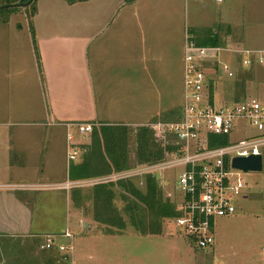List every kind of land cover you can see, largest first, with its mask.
Masks as SVG:
<instances>
[{"label": "crops", "instance_id": "1", "mask_svg": "<svg viewBox=\"0 0 264 264\" xmlns=\"http://www.w3.org/2000/svg\"><path fill=\"white\" fill-rule=\"evenodd\" d=\"M55 2L63 12L72 15H40L42 4ZM174 5L175 0H135L130 4H123L122 0H86L71 5L63 0H37L30 21L38 54L42 114L47 124L0 125L3 181H14L16 175L24 177L28 173L32 175L28 181L35 183L65 181L69 167L65 161L63 168L58 167L45 148L43 163L39 165L41 154L25 146L34 145L36 136L41 135V141L52 149L49 143L55 140L56 130L63 132L64 123L128 127L125 121L137 118L151 121L179 107L171 101V97H176L183 46L179 17L174 10L171 13ZM222 18L227 26L225 30H229L228 17ZM21 130L30 132L23 144L18 136ZM9 141L18 148H7ZM20 148L28 150L26 157ZM15 157L25 160L15 163ZM44 164L51 169L45 171ZM58 192L47 200L45 194L37 195L33 203L17 194H0V264H44L49 251H55L40 250L39 246L45 237L58 239L68 229L66 194L70 191ZM54 212H61L58 218H53ZM81 226L85 231L95 229L92 247L100 237L115 236L101 233L94 223L82 222ZM88 241L91 240L83 239L81 243L86 247ZM73 249L72 244V253ZM99 257L91 254L86 259L90 261L88 264L94 260L98 263ZM78 258L83 262L81 255L73 253L71 264H80Z\"/></svg>", "mask_w": 264, "mask_h": 264}, {"label": "rangeland", "instance_id": "2", "mask_svg": "<svg viewBox=\"0 0 264 264\" xmlns=\"http://www.w3.org/2000/svg\"><path fill=\"white\" fill-rule=\"evenodd\" d=\"M34 7H36V3ZM174 7L171 13L174 10L175 15L179 17L182 38L184 30L187 31L189 28L196 30L218 24L217 36L221 45L264 52V0H222L219 4L215 3L214 0L189 2L175 0ZM29 13L27 6L26 8H17L11 14H0V125L4 126L28 127L47 124L42 114V90L38 82L37 68L28 31V25L32 28ZM40 15L67 17L66 15L72 14L71 12H63L61 5L55 2L42 4ZM221 16L228 17V23L231 25H228L229 30H225L227 26L224 18L220 19ZM38 19L37 27H39ZM215 25L209 29H214ZM187 26L188 28L184 29ZM215 60L218 65L225 64L233 73L232 78H226L225 75L215 77V106H226L242 99L264 101V60L262 63H253L250 67L241 66V56L231 53H217ZM177 73L176 97H171L174 106H179L181 103V74L179 69ZM147 120L137 118L124 122L129 124L126 127V164L128 166L136 165L134 157L135 131L138 127L153 123L152 120ZM137 124L142 125L138 126ZM248 130L244 122L238 121L235 123L229 139L231 141L241 140L246 133L251 132ZM27 133L30 132L21 130L18 134L22 139V144L26 141ZM36 137L38 138L34 140L36 142L34 145L25 146H28L29 149H35L32 152L36 151L41 154V158L38 160L39 165L43 163L41 159L45 148H47V152L49 154L51 152L53 162L58 167L63 168L65 154L62 130H56L55 140L49 143L52 149L49 145L47 147L44 141H41V135ZM88 143L89 139L87 138L86 145ZM13 145L15 143L13 144L11 141L6 144L7 148H18ZM1 148L4 146L2 145ZM20 149L22 155L26 157V153H29L28 150ZM260 153L262 171L240 175L249 190L246 193V199L234 201L235 212L233 215L213 220V244L210 248L195 249L192 242L175 232L171 219L159 221L157 227L160 233L156 234L157 237L139 235L130 226L127 215L122 211L125 203L120 200V195L123 192L115 186L112 189L114 193L112 205L124 223L122 230L93 221L90 189L80 190L79 197L76 198V206L72 202L71 193L66 194L69 202L67 231L72 236L69 242L71 246L73 244V253L83 257V262L81 258H78L80 264L90 263L86 256L91 254L100 256L98 263L94 260L91 264H264V147L260 149ZM23 160L25 159L13 158L15 163ZM1 161L4 163L3 155ZM44 168L45 171H48L51 166L44 164ZM181 172L182 169L180 168L168 169L162 171L157 177L162 183L161 186H157L162 200L174 204L179 198L178 191L175 190V182ZM29 178H32L29 173L24 174V177H21L20 174L16 175L14 181H3L0 178V185H51L48 182L28 181L31 180ZM131 184L138 191H143L144 183L140 184L138 181H133ZM55 193L59 192L53 190L11 192L0 190V194H17L23 199H27L29 203H33L37 195L45 194L44 200H47L50 199L51 194ZM167 194L169 198L166 197ZM137 208L139 211L143 209L144 213L146 211L140 204H137ZM60 213L54 212L53 218H58ZM82 222L94 223L99 227L101 233L115 236L100 237L95 242L96 245L92 247V240L96 236L95 229L85 231L81 226ZM85 235H89V237H84ZM88 238L91 241H88L84 247L81 240ZM56 241L62 244L68 242L62 238L56 239ZM73 253L70 252L69 254V264H71Z\"/></svg>", "mask_w": 264, "mask_h": 264}, {"label": "built area", "instance_id": "3", "mask_svg": "<svg viewBox=\"0 0 264 264\" xmlns=\"http://www.w3.org/2000/svg\"><path fill=\"white\" fill-rule=\"evenodd\" d=\"M221 1L214 0L217 4ZM217 53L241 56L240 63L243 67L262 63L264 60L263 51L230 48L221 43L217 46H198L185 30L179 118L172 122L158 121L144 126L152 131L155 143L162 149L163 155L159 161L131 165L127 169L105 176L82 180L69 181L66 177L65 181L51 185L3 184L0 185V190L69 192L100 185H115L119 182L138 181L143 184L147 177L154 179L157 186H161L162 183L157 177L162 171L180 168L182 172L175 182L179 198L172 204L176 216L171 218V222L175 232L192 242L195 249L210 248L213 244V220L233 215L234 201L246 199V193L249 192L247 184L240 177L248 172L232 168V160L259 156L262 171L260 149L264 147V101L242 99L226 106H215V77H233V73L225 64L218 65L215 60ZM238 121L244 122L251 132L246 133L241 140L231 141L229 136ZM97 127L86 122H68L62 125L67 167L80 162L85 151L83 145L92 129ZM217 138H226V143L218 145ZM166 197L169 198V195ZM71 237L68 231H65L61 238L68 243L61 244L57 243L55 238L47 236L39 249H55L60 256L70 260Z\"/></svg>", "mask_w": 264, "mask_h": 264}, {"label": "trees", "instance_id": "4", "mask_svg": "<svg viewBox=\"0 0 264 264\" xmlns=\"http://www.w3.org/2000/svg\"><path fill=\"white\" fill-rule=\"evenodd\" d=\"M27 0H0L1 6L15 5L19 2L25 3ZM32 0L28 5L31 17L36 12L35 3ZM71 5L75 2L86 0H63ZM135 0H122L123 4H130ZM17 8L0 10V14H11ZM31 19V18H30ZM29 19V20H30ZM217 27L214 29H203L200 31L188 29L193 42L198 46H217L220 44L217 36ZM29 37L37 69H39L38 54L33 38V31L28 25ZM179 118V108L161 114L152 122H172ZM126 134L127 128L122 125H100L93 128L88 139L83 145L85 150L80 162L69 165L67 169V179L69 181L82 180L91 177L105 176L111 172H118L127 169L126 164ZM135 163L137 165L150 164L162 158V149L155 143L152 131L146 127H138L135 131ZM218 145L226 143V138H217ZM122 191L121 201L125 203L122 211L128 217L129 224L139 235H156L160 233L157 225L162 219H171L176 216L174 207L167 200H162L159 189L154 179L147 177L144 180L143 191H138L131 182H119L115 185H100L90 188V203L93 208V221L102 225L115 227L117 230L124 228L121 216L112 205L114 193L113 187ZM80 190H71V199L76 206ZM137 204L143 206L145 213L139 211ZM264 212V203H263ZM60 239L61 236H58ZM58 243H61L58 241ZM68 243V242H67ZM62 244V243H61ZM64 244V243H63ZM44 264H69L68 257L60 256L56 251H49V256L44 259Z\"/></svg>", "mask_w": 264, "mask_h": 264}, {"label": "water", "instance_id": "5", "mask_svg": "<svg viewBox=\"0 0 264 264\" xmlns=\"http://www.w3.org/2000/svg\"><path fill=\"white\" fill-rule=\"evenodd\" d=\"M32 0H27L25 3H17L15 5L1 6L0 10L10 8H26ZM260 157L249 156L247 158H235L232 160V168L241 170L242 172H259L260 171ZM84 227V225H82ZM89 228V227H88Z\"/></svg>", "mask_w": 264, "mask_h": 264}]
</instances>
